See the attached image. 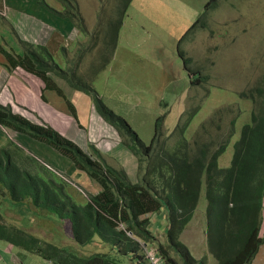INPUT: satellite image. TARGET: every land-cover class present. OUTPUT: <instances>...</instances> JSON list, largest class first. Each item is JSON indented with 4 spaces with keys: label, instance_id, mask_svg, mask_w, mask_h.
<instances>
[{
    "label": "rangeland",
    "instance_id": "rangeland-1",
    "mask_svg": "<svg viewBox=\"0 0 264 264\" xmlns=\"http://www.w3.org/2000/svg\"><path fill=\"white\" fill-rule=\"evenodd\" d=\"M33 1L36 5L44 1L61 13L72 10L77 17H74V24L70 18H56L40 8L45 18H39L34 23L36 31L25 33L22 38L27 43L38 41L41 35L55 39L48 44L52 50L47 47L48 52L44 56L49 54L69 79L77 80V88L74 90L64 79L53 75L58 86L54 91L44 92L43 96L47 97L52 112L64 114L62 125L65 128L77 125L88 129L89 124L94 128L102 121L101 128L106 132L113 130L108 138L96 139L98 141L94 144L96 149L105 147L107 152L100 150L105 154L102 156L104 162L128 169L131 179L136 182L140 161L132 158L135 157L133 153L130 154L123 146V143H132L130 137L119 127L106 126L108 121L99 115V107H95L96 95L106 107L124 118L145 144V150L136 145L141 158L156 155L148 148L159 122L162 144L172 146L174 138L170 139V136L177 129L185 142L183 135L188 139L186 146L192 153L204 144L212 151L225 145L219 164L222 168L230 166L234 144L242 128L250 123L251 113L258 112L260 108L250 97V91L264 78V0H30L28 4ZM28 16L30 20L38 18ZM122 20L121 27L116 29ZM5 24L0 17V39L14 41L16 36H11L13 34ZM54 31L58 35L54 36ZM117 33V47L110 58L106 44ZM59 37L62 44H59ZM103 55L108 60L106 65ZM185 58L191 59L190 69L193 72L199 70L206 80L197 82L193 72L184 68ZM83 84L93 96L84 93L80 88ZM57 89L64 91L65 98L58 94ZM33 106V103L19 105L23 107L20 114L27 118L35 115L41 123L44 117L32 110ZM186 109L194 113L182 132L184 124H178ZM101 128L99 133H102ZM86 129L78 137V143L82 142L84 146L96 138L92 130L89 137ZM18 144L19 153L23 152V156L26 154L24 151H32L25 138L18 140ZM84 151L88 155L91 153L87 146ZM35 154L47 159L43 162L55 170L56 178L66 184L76 202L84 204L88 197L99 193L97 182L68 157L55 150L48 158L40 150ZM34 161L25 158L24 164L31 172L35 167L43 169ZM8 200L10 202L0 197V213L3 215H0V224L6 225L8 228H4L9 232L4 228L1 231L10 236L18 235V230L11 228L15 227L45 244L54 243L77 254L84 252L72 240L68 222L47 217L40 210L25 214L17 203ZM205 209L206 199L202 192L195 216L184 229L180 241L194 258H203L206 264H216L208 251ZM148 216L150 230L162 243H166L165 208ZM6 245L8 241L0 238V254L9 263ZM12 247L18 249L16 245ZM86 251L85 254L90 253L88 249ZM12 253L13 257H18L17 251ZM26 255L31 256L29 252ZM252 264H264V258H256Z\"/></svg>",
    "mask_w": 264,
    "mask_h": 264
},
{
    "label": "trees",
    "instance_id": "trees-1",
    "mask_svg": "<svg viewBox=\"0 0 264 264\" xmlns=\"http://www.w3.org/2000/svg\"><path fill=\"white\" fill-rule=\"evenodd\" d=\"M40 4L61 18H70L75 24L74 17H77L72 10L61 13L44 1ZM122 22H118L116 29ZM117 42L118 33L106 44L110 58ZM13 52V57L6 54L10 66L22 67L37 76L45 85L44 92L57 88L53 75L64 79L74 90L77 88V80L69 79L49 54L44 56L46 49L28 48L20 55L15 50ZM104 57L106 65L108 60ZM184 60L188 62V59ZM202 79L206 80L205 77ZM80 88L93 96L86 85ZM57 90L65 98L64 91ZM96 96L95 107H99L100 115L125 131L132 143L123 145L136 156H141L136 145L139 144L142 150L146 146L137 133L124 118L106 107L99 95ZM250 97L260 108L251 113L250 123L243 127L235 142L230 166H219L225 145L214 151L203 145L192 153L177 130L174 136H170V139L174 138L172 146L162 144L161 127L157 122L155 136L148 148L156 155L142 156L144 163L139 166L137 182H133L122 167L104 162L93 144L89 146L91 153L88 155L54 130L32 124L14 114L9 107L0 105V125L18 132L21 137L33 138L55 148L100 187L97 195L88 197L84 204L78 203L66 184L52 172L38 167L34 172L23 169L17 164L16 158L23 157L18 149H0V189H8L6 192L0 190V195L9 196L25 214L40 210L47 217L68 222L72 240L84 252L77 254L54 243L45 244L15 227L11 228L18 230V235L10 236L5 229L8 227L0 226V238L52 264H149L142 243L156 247L166 264H206L205 259L194 258L180 241L184 229L195 216L204 191L206 241L216 264H252L263 243L260 230L264 198V78L251 89ZM43 99L47 100V97L43 96ZM163 208L167 223L166 243L150 230L148 217ZM2 228L6 232L1 231ZM86 249L89 254H85Z\"/></svg>",
    "mask_w": 264,
    "mask_h": 264
},
{
    "label": "crops",
    "instance_id": "crops-1",
    "mask_svg": "<svg viewBox=\"0 0 264 264\" xmlns=\"http://www.w3.org/2000/svg\"><path fill=\"white\" fill-rule=\"evenodd\" d=\"M30 0H0V11L3 9L7 12L5 16H0L3 18V21L6 23L5 26L8 29H11L13 34H15L20 40L24 41L22 36L25 33H30L36 31L35 24L38 19L45 18L44 14H41L40 8H43L48 12L40 3L35 4L34 1L31 4H28ZM29 12L35 13L28 14ZM51 13V12H48ZM53 14V13H51ZM28 15L36 16L38 18L33 17L31 20ZM52 16L56 18H61L56 14ZM67 20L66 18H61ZM43 20V19H42ZM39 35V34H38ZM53 35H58L55 31ZM54 38L49 36L41 35L36 47H51L48 46L50 42H54ZM59 44L61 43L60 37L58 39ZM57 43V41H56ZM18 53H20V49H16ZM52 50V49H51ZM4 56L0 53V104L4 106H11L14 108L16 113H20L23 107H19V105L29 106V103H33L34 106L31 107L32 110L40 113L44 117V122L48 125L52 126L54 129L58 130L60 133L65 135L71 140H74L82 149H85L86 146L82 144V142L78 143V137L83 132V129L78 127L77 125L74 128L64 127L62 124L64 123V114L59 112H52L53 109L50 106V103H46L42 98L43 89L45 88L44 83L36 78L35 76H31L23 71H12L8 72L4 67ZM35 77V78H34ZM39 82H38V81ZM12 103V105L10 104ZM19 104V105H18ZM44 110V115H43ZM49 111V114L48 112ZM42 112V113H41ZM47 114L45 115V113ZM34 122H38L39 119L33 115V117L29 118ZM26 145H30L35 151L40 150L44 154H47L48 158L50 154H52L53 149L50 150V146L42 143V142H34L25 138ZM9 142L7 137L2 133L0 128V149L8 146ZM263 223L261 229V235L264 238V204H263ZM13 244L8 243L6 245V256L10 257L9 263L5 260L6 257L0 254V264H52L50 261L44 260L36 255H32L28 257L26 255L27 252L18 248L17 250L12 247ZM17 251L18 257H13V251ZM264 258V243L261 246L259 253L256 258ZM255 258V259H256Z\"/></svg>",
    "mask_w": 264,
    "mask_h": 264
},
{
    "label": "clouds",
    "instance_id": "clouds-1",
    "mask_svg": "<svg viewBox=\"0 0 264 264\" xmlns=\"http://www.w3.org/2000/svg\"><path fill=\"white\" fill-rule=\"evenodd\" d=\"M6 11L3 9L2 11H0V16H5L6 15ZM201 23V22H200ZM199 23V24H200ZM8 31H11L12 32V30L11 29H8ZM187 33H190V30H188L187 31ZM186 33V34H187ZM12 34H13V32H12ZM185 34V35H186ZM184 35V36H185ZM11 36H16L15 34H13V35H11ZM183 38V37H182ZM180 41V40H179ZM37 42L38 41H32V42H30V43H27V42H24V41H22V40H20L17 36H16V38L14 37V41H13V39H10V40H8L7 42H6V40H5V38H1L0 39V53L4 56V68L8 71V72H14V71H16V72H18V71H23L24 73H26V74H28L29 72H27L26 70H24L22 67H15V68H13V67H11L10 66V62L8 61V59H7V57H6V54H9V55H11L12 57H13V54L15 53V52H13L14 50L17 52V50L16 49H20V53H18V55H20V54H22V53H24L25 52V49H26V51H27V49L28 48H31V49H33V50H39L40 48H44V49H46L47 50V47H36L37 46ZM12 45H15V47H13ZM24 45H28V46H24ZM36 45V46H35ZM178 49H179V47H178ZM47 52H48V50H47ZM185 59H188V62H186L185 63V60L183 61V64H184V68L187 70V71H190L191 69H190V67H189V65H190V60L191 59H189V58H185ZM9 66V67H8ZM192 71V70H191ZM193 72V71H192ZM193 74L194 75H192L194 78L195 77H197L198 79H197V82L200 80V82H202V81H204V79H202L203 77H205V76H202V74H201V72L198 70L197 72H193ZM29 75H33V76H35L34 74H31V73H29ZM202 76V77H199V76ZM36 78H38L37 76H35ZM39 79V78H38ZM40 80V79H39ZM56 83H57V81H56ZM45 86V85H44ZM252 89V88H251ZM44 90L45 89H43V92H44ZM47 92V91H46ZM89 95V94H88ZM91 96V95H90ZM42 98H43V93H42ZM44 100V99H43ZM46 103H49V101H47V100H44ZM11 105H12V103H10ZM0 105H2V104H0ZM2 106H4V105H2ZM4 107H9L11 110H12V112L14 113V114H16V115H19V116H22V117H24L23 115H21L20 113H16L15 111H14V108H12L11 106H4ZM194 112H190L189 110H187L186 109V111H185V113H184V116H183V118H182V120H181V123H179L178 124V126H180V124H184V126H183V128H182V132H183V129H184V127L187 125V124H190V122H191V120H192V114H193ZM100 115V114H99ZM101 117H103L102 115H100ZM100 117V118H101ZM25 119H27V120H29L32 124H35V125H38V126H41V127H44V128H50V129H52V130H54L56 133H58L60 136H62V137H64L58 130H56V129H54L52 126H50V125H48L47 123H45L44 121H42L41 123L39 122L40 121V119H39V121L38 122H34V121H32V120H30L29 118H27V117H24ZM104 118V117H103ZM105 120V119H104ZM190 120V121H189ZM101 122L102 121H99L98 122V126L96 125L94 128H93V124H92V127H91V125L89 124V128L88 129H86V128H82V129H86L87 131V134H89V137H90V130H92V135L93 136H96V138H94L93 139V141H90L89 140V142L86 144V146L89 148V146H90V144H96L97 143V141L99 140L100 141V139H103L104 137H106V138H108L109 137V135H112L114 132H113V130H110V131H107L106 132V130H104V128H101ZM106 124V126H110V125H112V124H110L109 122L108 123H105ZM112 126H114V125H112ZM177 126V127H178ZM115 127V126H114ZM0 128H1V130H2V133L5 135V137H7V139H8V142H9V144H8V146H6V147H4V149H6V148H8V147H11L12 149H18V153H19V144H18V140H20L21 138H24V137H21L20 135H19V133L18 132H16V131H14V130H12V129H8V128H6V127H4V126H2V125H0ZM102 129V133H99V129ZM243 129V128H242ZM177 130V129H176ZM175 130V131H176ZM175 131H173V136H174V133H175ZM104 133H106L105 135H103ZM177 133H178V130H177ZM241 134V133H240ZM89 137H88V139H89ZM183 137L185 138V140H186V142H187V140L188 139H186V137H185V135H183ZM65 138H66V136H65ZM231 138H232V134H231ZM29 140H31V141H34V142H41V141H38V140H35V139H30V138H28ZM67 139H69L68 137H67ZM96 139H98L97 141H96ZM69 140H71V139H69ZM72 141V140H71ZM73 143H75L74 141H72ZM96 142V143H95ZM42 143H44V144H46L45 142H42ZM76 145H77V143H75ZM224 144H226V143H224ZM46 145H48V144H46ZM205 145V144H204ZM23 146V145H22ZM29 147H30V145H28ZM49 146V145H48ZM78 146V145H77ZM124 146V145H123ZM80 147V146H79ZM31 148V152L29 151V150H26V151H24V152H26V154L23 156L22 155V153H19L20 155H22L23 157H21V159L19 158V157H17L16 158V160H17V164H19V166L21 167V168H23V169H27V170H29L27 167H26V165L24 164L25 162H24V159L25 158H27V159H30L32 162H33V159L35 160L34 162H38L39 164H40V166L43 168V169H46V170H48V171H50V172H52V174H54V175H56V172H55V170L49 165V164H46L45 162H43V161H47V159H45L44 157H38L35 153H36V151H35V149H33L32 147H30ZM50 148H53V147H51L50 146ZM81 148V147H80ZM99 148V147H98ZM97 148V150L102 154V156H104L105 154L103 153V152H101V151H103L104 150V148L101 150L100 148L98 149ZM1 149H3V148H1ZM82 149V148H81ZM53 150H55V151H57V152H59L58 150H56L55 148H53ZM83 151H84V149H82ZM101 150V151H100ZM104 151H106V150H104ZM128 151H130L129 153L131 154V153H133V151H131V150H128ZM85 152V151H84ZM107 152V151H106ZM225 152V151H224ZM223 152V153H224ZM60 153V152H59ZM62 154V153H61ZM63 155V154H62ZM133 155L135 156V157H132V158H137L139 161H140V164L141 163H144V162H142L141 160H142V158H141V156H136L134 153H133ZM222 156V155H221ZM31 157H33V159L31 158ZM140 164L138 165V170H137V173H136V175H135V177H136V182H137V180H138V176H139V166H140ZM135 166H136V168H137V165L135 164ZM219 166H220V164H219ZM114 167V166H113ZM221 167V166H220ZM125 169V168H124ZM126 171H127V173H128V175H129V177L131 178V176H130V174H131V172L128 170V169H125ZM30 171V170H29ZM130 173H129V172ZM56 177V176H55ZM132 181H133V179H131ZM133 182H135V181H133ZM203 193H204V191H203ZM0 197L1 198H4L5 199V201L6 202H10L8 199H10V197L9 196H2V195H0ZM88 199V198H87ZM263 204H264V198H263ZM206 210V209H205ZM262 213H263V208H262ZM0 215H1V217L3 216L1 213H0ZM262 215V214H261ZM149 217V216H148ZM150 218V217H149ZM151 221V220H150ZM262 223H263V216H262ZM167 225V224H166ZM0 226H3V227H7L6 225H4V224H0ZM261 229H262V225H261ZM205 233H206V235H207V232L205 231ZM154 234V233H153ZM155 235V234H154ZM156 236H158V235H156ZM260 237L263 239V243H264V238L262 237V235H261V230H260ZM263 243H262V245H263ZM261 245V246H262ZM142 247H143V249H144V251H145V255H146V251L147 250H149V249H152V248H154V249H156L157 250V248L156 247H154V246H151V245H147V244H143L142 243ZM260 249H261V247H260ZM260 251V250H259ZM157 252H158V250H157ZM259 253V252H258ZM30 254H32V253H30ZM32 255H35V254H32ZM158 255H159V253H158ZM37 256V255H36ZM257 256V255H256ZM39 257V256H38ZM159 257L161 258V256L159 255ZM41 258V257H40ZM146 258H147V256H146ZM256 258V257H255ZM255 258H254V260H255ZM43 259V258H42ZM45 260V259H44ZM148 260V259H147ZM161 260L164 262V264H166L165 263V261L161 258Z\"/></svg>",
    "mask_w": 264,
    "mask_h": 264
},
{
    "label": "built area",
    "instance_id": "built-area-1",
    "mask_svg": "<svg viewBox=\"0 0 264 264\" xmlns=\"http://www.w3.org/2000/svg\"><path fill=\"white\" fill-rule=\"evenodd\" d=\"M146 256L149 264H164V262L159 257L157 250L154 248L147 250Z\"/></svg>",
    "mask_w": 264,
    "mask_h": 264
}]
</instances>
